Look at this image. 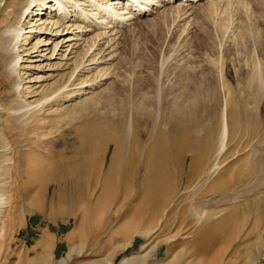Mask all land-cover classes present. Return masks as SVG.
Masks as SVG:
<instances>
[{"label":"rangeland","instance_id":"rangeland-1","mask_svg":"<svg viewBox=\"0 0 264 264\" xmlns=\"http://www.w3.org/2000/svg\"><path fill=\"white\" fill-rule=\"evenodd\" d=\"M25 1L3 0V22ZM207 1L189 15L168 4L117 27L100 71L75 81L79 92L70 86L71 99L53 98L23 119L13 114L21 102L35 105L75 78V56L67 68L58 57L42 68L23 63L18 90L11 78L0 82V264H264V0ZM169 141L185 148L176 160ZM90 156L86 199L58 208L68 219L97 215L80 228L50 225V203L72 185L43 177L57 161L71 168ZM136 214L144 223L119 235ZM71 232L77 238L64 248Z\"/></svg>","mask_w":264,"mask_h":264},{"label":"bare ground","instance_id":"bare-ground-1","mask_svg":"<svg viewBox=\"0 0 264 264\" xmlns=\"http://www.w3.org/2000/svg\"><path fill=\"white\" fill-rule=\"evenodd\" d=\"M201 1L202 0H27L23 4L14 3L10 6V9L8 11V18L10 17L13 20L9 19V21H11L10 23H4L3 19L5 17L0 18V82L6 79L8 80L10 78L14 80V77H17V74L19 77V73H21L20 69L26 67L21 66L25 62H38V65H36L35 67L42 68L40 67V63H42L43 61H50L52 59H56V57L64 61L61 66L67 68L69 66V64L67 63L70 61L71 58H73V56H75V61L72 62V64L70 65L73 66L72 73L76 74L73 80H70V77L68 81H66V83L62 85L58 90H56L51 96L42 98L41 101L37 102L35 105L26 102H21V107L15 109V112L13 113L14 116L18 117L19 119H23V117L27 116L32 111H39L40 107L43 104L47 103L53 98L66 97V100L71 99L72 95L71 93H68V88L70 86H77L78 92L80 91L79 89H81L82 81L79 84H75V81L79 80L78 76H80L84 72L86 73L96 68L98 70L99 65L106 63V59L103 55L106 51V54L110 55V51H112L113 49V47H111V42L113 41L112 37L114 36V33L118 32V29L115 30L117 27H123L125 25L130 26L134 24L135 21L139 20L142 16L151 14L154 12V10L162 8L168 4L171 5V8L173 9L175 8L183 10L185 12L184 16L186 14L189 15L190 13H192L193 8H195L192 5ZM231 1L235 0H210L207 2L211 4L229 3ZM134 3L140 4L142 8H145V11H142L140 14L137 12L135 13L132 8L133 6H135ZM1 10L2 8H0V15ZM26 11L32 13V16L26 22L27 26L24 27L22 21ZM90 34H93L92 37H89V39H87V36H89ZM35 38H37V41H35V43L29 47V45L31 44L30 40ZM53 43V54L48 56L49 46ZM85 43H89L90 47H88L87 50H84L83 48V52H81L80 47ZM96 46H99V49L101 48V50L98 51V53L93 54V51L95 50ZM62 52H64V55H61ZM86 56H89V59L86 58ZM100 69L98 71H100ZM19 79L17 81H19ZM40 79L43 80L45 78ZM40 79H35V81L30 82H38ZM14 81L15 83L17 82L16 80ZM18 85L19 84L17 82V85L14 86L15 90L19 89ZM29 94H32L33 97L32 91H30ZM220 123L221 127L218 137L219 146H217L218 155L223 149V143L227 134V123L224 111L222 112V119ZM127 131L129 135V127ZM161 142L159 140L155 141V143H158L157 145L160 146ZM169 143L171 144V148H169L168 151H171V157L173 158L172 160H176L177 157L176 159H174V157L178 156L179 154H182L181 152L185 148L181 143L180 145L173 141H169ZM84 145V143H81L80 147L78 148H85ZM84 151L82 150L83 154L85 153ZM141 155L142 154L139 146H136L133 153L134 167L132 168L133 170H131L130 172L131 175L128 177L131 189V178H134L135 168L141 160ZM164 155V160H168V158H170V156L166 155V153H164ZM91 156L84 158L83 160L81 159L79 161H76V163L71 168H67L68 164L66 163L69 162L68 160L57 161V163L55 162L54 164H58L57 167L54 168L55 170L53 169L52 172H49V174H46L43 177L44 181L56 182L60 186L66 182H70V185H72V189L70 191L65 190V188L61 190V193L57 197V200L55 199L57 203H55L54 201V203H50L49 213L47 215L48 219L51 220H49L50 225L52 222V225H54L55 227H58L60 225L65 226L66 222L70 221L69 224H78V228H80L82 227L85 218L93 219L95 218V215H97L93 212H91L90 214L81 212L78 215H71V218L68 219L69 211L63 210L62 208H58V206L61 207L60 205H58V203L67 204L68 202H71V204H73V202L75 201L77 203H80V201L86 199L84 192L87 190V186H89L90 184L89 174L91 173L90 167L93 159V157ZM173 163V161L170 162V164ZM64 164L67 166H64ZM170 167L172 166L170 165ZM33 177L28 178L27 182L32 184V182L35 180V178ZM92 177L93 175L91 176V178ZM97 178H99V175L97 176ZM88 188L90 189L91 187ZM142 191L143 184H141L137 192L140 194L143 193ZM3 204L4 203L2 199H0V207H2ZM32 210H28L30 213L29 215H33L35 213L34 209ZM140 215L141 214H136V216H133V218H131V220L126 223V225L124 226L125 228L118 232L119 235H129L135 229L141 226V224H143L145 221V217ZM196 218L197 222L201 220V217L199 216H197ZM76 238V234L71 232V234L65 238L67 242L65 241V243H63V245H65L64 248L67 247V244H72L76 240ZM44 263L45 261H43L42 259L37 261H34L32 259L31 261L29 260L27 262V264Z\"/></svg>","mask_w":264,"mask_h":264}]
</instances>
